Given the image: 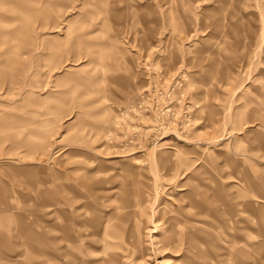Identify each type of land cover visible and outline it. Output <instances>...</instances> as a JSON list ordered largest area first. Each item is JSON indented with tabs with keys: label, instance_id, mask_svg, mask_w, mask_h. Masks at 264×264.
Listing matches in <instances>:
<instances>
[{
	"label": "rangeland",
	"instance_id": "374dc122",
	"mask_svg": "<svg viewBox=\"0 0 264 264\" xmlns=\"http://www.w3.org/2000/svg\"><path fill=\"white\" fill-rule=\"evenodd\" d=\"M0 264H264V0H0Z\"/></svg>",
	"mask_w": 264,
	"mask_h": 264
},
{
	"label": "bare ground",
	"instance_id": "6f19581e",
	"mask_svg": "<svg viewBox=\"0 0 264 264\" xmlns=\"http://www.w3.org/2000/svg\"><path fill=\"white\" fill-rule=\"evenodd\" d=\"M68 186H64V190H66ZM72 188L68 189L67 191V196H66V200H64L65 202L71 204H74L75 201L78 200V197L74 196H70V192H71ZM194 207L197 208L199 210V216L205 215L206 211L204 210L203 206H201L199 203L195 202L193 203ZM134 207H136L134 205ZM68 208V207H67ZM69 210V209H68ZM141 211H134L133 213H131V221H132V230H131V234L132 235H136L137 240H139V243H137L136 245V252L139 251V248L141 247V244L143 246H145V242H146V231L151 230V232H149L148 234L152 233V232H157V228L158 226H153V228L151 229L148 225L149 222L146 221L144 223V220L140 217L141 215ZM145 215V214H144ZM162 219V217H161ZM157 220H153L150 221L152 222V224L154 225ZM204 221H201V225H203ZM148 224V225H147ZM165 230H167L170 234L172 233L173 235L178 234L179 236L182 235V242H183V247L185 248V254L188 255L189 252L192 251V248H194V238L192 237L193 232L191 231H187V227H185V230L182 229V231H179L178 229H175L174 224L172 225H167ZM203 236L199 239L200 242V249L198 251V254L200 255V257H204L206 255V252L204 251V245H205V236H204V231H202ZM162 236V235H161ZM167 237H159L158 238V242L162 243V245L166 242L169 243V240H167ZM174 241V240H173ZM35 246V245H34ZM140 246V247H139ZM154 246V245H153ZM203 246V247H202ZM158 256V255H157Z\"/></svg>",
	"mask_w": 264,
	"mask_h": 264
}]
</instances>
